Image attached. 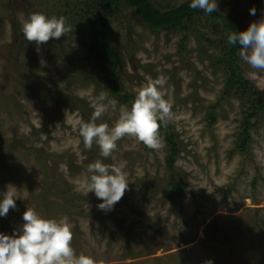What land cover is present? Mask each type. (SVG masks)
<instances>
[{
  "label": "rangeland",
  "instance_id": "obj_1",
  "mask_svg": "<svg viewBox=\"0 0 264 264\" xmlns=\"http://www.w3.org/2000/svg\"><path fill=\"white\" fill-rule=\"evenodd\" d=\"M152 1L165 10L188 0ZM88 2L0 0V192L12 184L20 196L16 208L0 217V232L11 235L31 207L44 218L67 222L76 253L96 264H264V118L251 120L243 152L237 143L248 107L246 100L224 93L229 72L219 58L225 29L203 16L184 49L183 31L154 32L125 6L111 14L108 37L121 63L122 94L135 95L163 77L171 116L158 129V149L125 135L103 158L95 142L84 146L79 122L91 120L101 93L103 103L114 106L97 124L111 128L131 103L120 100L105 80L93 84L72 75L95 68L86 56L90 40L82 21L93 9ZM253 7L255 16L249 14ZM217 9L231 14L242 31L261 18L264 0H217ZM33 12L63 17L64 36L40 45L26 41L22 23ZM238 57L244 76L264 93V70ZM50 91L58 99L47 100L44 93ZM68 95L82 107L61 99ZM97 160L120 167L129 180L110 211L97 207L101 201L93 192L79 189L86 166ZM180 179L185 192L175 191Z\"/></svg>",
  "mask_w": 264,
  "mask_h": 264
},
{
  "label": "clouds",
  "instance_id": "obj_2",
  "mask_svg": "<svg viewBox=\"0 0 264 264\" xmlns=\"http://www.w3.org/2000/svg\"><path fill=\"white\" fill-rule=\"evenodd\" d=\"M189 7L210 14L217 10V0H191ZM249 14L255 16L256 9L250 8ZM66 31L63 17H47L39 12L29 14L22 23L24 39L37 45L50 39L58 40ZM227 42L239 45L240 58L252 69L264 70V12L245 30L229 33ZM165 84V78L158 77L136 90L130 107L121 109L111 128L105 123L97 124L109 105L114 106L112 101L103 103L106 97L101 93L93 101L91 120L79 122V135L84 146L91 148L95 142L103 158L111 156L116 141L125 135L136 137L148 148L161 147L158 129L171 116V105L161 91ZM86 173L79 189L86 195L93 192L101 201L97 207L110 211L128 188L127 175L120 167L107 165L101 160L88 164ZM18 198L17 188L8 184L6 190L0 192V217L6 216L10 208H16ZM22 220L24 223L11 235L0 232V264H96L93 257L76 253L72 247L71 226L64 220L44 218L31 207L24 211Z\"/></svg>",
  "mask_w": 264,
  "mask_h": 264
},
{
  "label": "trees",
  "instance_id": "obj_3",
  "mask_svg": "<svg viewBox=\"0 0 264 264\" xmlns=\"http://www.w3.org/2000/svg\"><path fill=\"white\" fill-rule=\"evenodd\" d=\"M87 8H93L86 14L82 15V21L86 25L89 33L90 47L87 52L88 60L92 59L95 63V68L84 69L81 72H75L74 75L78 79L90 80L93 84H98L101 80H105L108 83L109 89L120 100L132 102L135 95L122 94V86L120 83V59L114 47L109 42V31L111 23V14L118 11L121 6L132 8L137 11L138 16L143 21L144 25L152 29L154 32L166 30L168 32L180 30L185 33L181 41L182 48L185 49L188 35L191 33L197 24L198 19L205 16L208 21H217L221 28L225 29L223 33V49L225 53L219 61L222 65L228 66V77L226 80V88L224 93L227 97H236L246 100L245 104L248 109L244 112L245 126L242 134V138L237 143V146L243 151L248 150V144L251 140L250 125L251 120L264 118V93L259 90L253 81L244 76V72L239 67V45H230L227 42V35L233 31H238V22L231 14H224L218 9L213 13H205L200 9H192L189 7L191 0L185 1L179 6L170 7L165 10L159 8L154 4L152 0H88ZM97 6V7H96ZM91 12V13H90ZM70 35V33L68 34ZM75 35L71 32L70 36ZM204 39L210 43L211 47L214 46L212 40L209 37ZM202 43H199L201 45ZM85 56V57H86ZM63 79L68 80V76L63 74ZM100 88V84L98 86ZM32 92L33 89L30 88ZM47 100L58 99L55 94L47 92L44 93ZM61 99L73 104L74 106L81 108L80 103H77V98L74 96H63ZM212 122L216 121L213 114H210ZM164 126L163 122L160 126ZM168 133L171 129H165ZM165 131V132H166ZM172 133L169 134L168 140L173 141ZM167 157V162L170 169H173L174 158L176 150ZM179 184L175 188V191L185 192V182L180 179Z\"/></svg>",
  "mask_w": 264,
  "mask_h": 264
}]
</instances>
